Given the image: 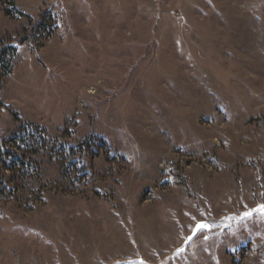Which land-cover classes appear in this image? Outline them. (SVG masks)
I'll return each mask as SVG.
<instances>
[{
    "label": "rangeland",
    "instance_id": "rangeland-1",
    "mask_svg": "<svg viewBox=\"0 0 264 264\" xmlns=\"http://www.w3.org/2000/svg\"><path fill=\"white\" fill-rule=\"evenodd\" d=\"M262 209L264 0H0V264H264Z\"/></svg>",
    "mask_w": 264,
    "mask_h": 264
},
{
    "label": "water",
    "instance_id": "water-1",
    "mask_svg": "<svg viewBox=\"0 0 264 264\" xmlns=\"http://www.w3.org/2000/svg\"><path fill=\"white\" fill-rule=\"evenodd\" d=\"M198 225H208L209 227L198 229V228H197ZM200 230L211 231V230H212V225L209 224V223L206 222V221H199L198 224H197L196 227H195L194 234H197Z\"/></svg>",
    "mask_w": 264,
    "mask_h": 264
},
{
    "label": "snow or ice",
    "instance_id": "snow-or-ice-1",
    "mask_svg": "<svg viewBox=\"0 0 264 264\" xmlns=\"http://www.w3.org/2000/svg\"><path fill=\"white\" fill-rule=\"evenodd\" d=\"M262 210H264V209H262ZM207 227H209V226L208 225H198L197 226L198 229H200V228H207Z\"/></svg>",
    "mask_w": 264,
    "mask_h": 264
}]
</instances>
